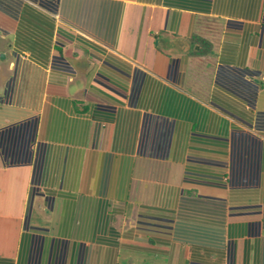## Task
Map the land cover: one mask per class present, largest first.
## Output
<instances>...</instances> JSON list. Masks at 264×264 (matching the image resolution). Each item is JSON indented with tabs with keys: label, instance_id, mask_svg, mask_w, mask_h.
I'll return each instance as SVG.
<instances>
[{
	"label": "crops",
	"instance_id": "1",
	"mask_svg": "<svg viewBox=\"0 0 264 264\" xmlns=\"http://www.w3.org/2000/svg\"><path fill=\"white\" fill-rule=\"evenodd\" d=\"M0 264H264V0H0Z\"/></svg>",
	"mask_w": 264,
	"mask_h": 264
},
{
	"label": "trees",
	"instance_id": "2",
	"mask_svg": "<svg viewBox=\"0 0 264 264\" xmlns=\"http://www.w3.org/2000/svg\"><path fill=\"white\" fill-rule=\"evenodd\" d=\"M195 43L198 45V46H207L205 43H203L202 41L198 40V39H195Z\"/></svg>",
	"mask_w": 264,
	"mask_h": 264
}]
</instances>
